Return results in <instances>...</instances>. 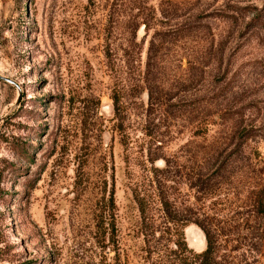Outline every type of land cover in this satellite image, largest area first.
Returning <instances> with one entry per match:
<instances>
[{
    "label": "rangeland",
    "instance_id": "1",
    "mask_svg": "<svg viewBox=\"0 0 264 264\" xmlns=\"http://www.w3.org/2000/svg\"><path fill=\"white\" fill-rule=\"evenodd\" d=\"M205 148L227 165L211 194ZM148 155L178 164L167 184L193 218L245 222L264 192V0H0V264H187L154 232ZM250 223L229 264L264 258Z\"/></svg>",
    "mask_w": 264,
    "mask_h": 264
},
{
    "label": "trees",
    "instance_id": "2",
    "mask_svg": "<svg viewBox=\"0 0 264 264\" xmlns=\"http://www.w3.org/2000/svg\"><path fill=\"white\" fill-rule=\"evenodd\" d=\"M111 99L113 107L116 108L119 103V98L113 94L111 95ZM147 103L149 109L161 105L159 101H152L151 94H148ZM212 151L213 150L206 148L202 151H197V156L201 155V158L204 159L203 163L206 165L204 167L202 165H196L199 168L198 174L204 176L202 179H197V185H195L197 192L211 194L216 177L220 175V173H223V170H226L227 165L225 159H223L213 171L209 170V167L213 164L210 159L218 158L216 154H209V152ZM159 158L163 160V166L160 168L155 165V161ZM146 161L150 165L152 175L149 177V184L150 187L153 188V196L158 205V214L161 219L159 227L154 229V232L165 233L168 236L171 235V237L173 236V243L177 251L181 253L180 255H182L183 260L185 261V255L188 257L187 264H229L228 257L230 256L225 253H220V251L235 252L244 248L245 252H249L255 248L251 240L254 238L253 234L257 233L260 227L250 222H256L264 218V192L253 195L251 209L243 212L244 215H246V219L242 225L236 223L231 224L227 219L223 220L215 210H213L211 215L202 220H198L193 218L194 213L191 212V209L186 210V208H179L176 205L172 196L175 190L172 189V186L167 184V182L172 180L171 177L174 176L173 174L180 171L177 166L178 164L158 155H148L146 156ZM213 162L215 163V161ZM208 171L209 175L207 173ZM190 187L192 188V185ZM137 196L138 195L135 197L137 201H135L137 202L139 217H141V222L144 223L145 216L142 200L144 199L151 203L153 197L147 195V193H144L143 197L141 196L140 198ZM187 213L189 217H186L185 214ZM248 219L251 221L249 222ZM188 222L196 224L204 234L206 246L205 249L199 253L191 252L186 246L183 227ZM263 259L264 258L260 261V264ZM191 260L192 262H190Z\"/></svg>",
    "mask_w": 264,
    "mask_h": 264
},
{
    "label": "water",
    "instance_id": "3",
    "mask_svg": "<svg viewBox=\"0 0 264 264\" xmlns=\"http://www.w3.org/2000/svg\"><path fill=\"white\" fill-rule=\"evenodd\" d=\"M8 82H10V80H8Z\"/></svg>",
    "mask_w": 264,
    "mask_h": 264
}]
</instances>
